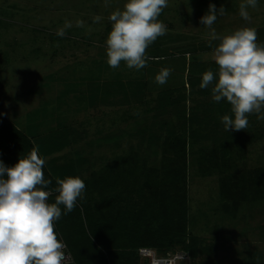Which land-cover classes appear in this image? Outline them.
I'll use <instances>...</instances> for the list:
<instances>
[{"label": "rangeland", "instance_id": "rangeland-1", "mask_svg": "<svg viewBox=\"0 0 264 264\" xmlns=\"http://www.w3.org/2000/svg\"><path fill=\"white\" fill-rule=\"evenodd\" d=\"M124 3L125 0H0V111L27 133L28 124L38 125L35 120H30L29 115L34 112L33 116L38 120L35 110L51 101L53 121L49 115L46 116L49 121L46 128L55 131L65 122L75 130L70 138L65 133L49 134L48 130L44 133L50 137L44 138L45 144L55 138L61 139L62 145L58 151L43 156L49 170H71L76 172L71 176L87 178L91 170L112 162L115 155L138 151L148 158L152 166L161 158L155 136L162 130L163 119L168 122L165 127V132H168L171 115L158 118L155 112H147V107L142 105L143 98L133 94L137 90L133 81L150 76L151 91L181 85L184 81L183 60L172 57L162 64L154 63L156 66L152 70L139 71L128 69L122 62L119 68H113V74H107L108 69L111 70L106 56V37L111 29L108 16L115 9H122ZM210 3L217 9L221 6L226 9L225 15L219 17L214 25L218 33L226 34L246 25L256 29L264 27V0H259L255 9H249L251 19L248 21L239 15L241 0H169L168 7L159 17L167 25V33L148 47L147 54L172 53L180 45L208 42V29L200 24V18L206 14ZM96 15L102 17L99 23L93 21ZM65 20L72 21L73 27L66 31L64 39H58L57 29ZM77 20H82L84 26L76 27ZM211 53L215 56L214 52ZM162 67L172 69L168 82L163 86L154 80ZM87 72L91 78L98 79L84 82L85 88H91L92 103L95 104L97 97L106 102L84 110L75 109L74 115L69 117L62 111L73 108L77 102L71 100L74 97L71 93L60 100L63 108H53L58 104L59 99L56 98L59 93L68 88L74 76L84 77ZM98 83L102 90L96 87ZM189 93L187 86L186 95ZM84 96L90 97L88 93ZM214 102L212 94L197 97L187 102V112L191 107L203 114L207 105ZM148 106L153 107L154 103ZM57 110L63 114L61 120H55ZM212 119L222 124L220 116L214 115ZM42 130L37 129V134L42 135ZM249 148L247 157L239 162V166L263 167L264 136L254 140ZM198 167L199 164L194 162L189 171V227L192 234L210 246V250L193 259L192 264H264V203L242 208L238 218L234 219L221 209L218 176L203 177ZM106 187L104 198L112 191L109 183L104 184L103 188ZM115 192L120 194L116 195L121 201L120 212H123L118 230L128 239H135L138 245L145 244L144 239L134 237V234L143 235L147 231L136 227L131 202H123L128 194L123 182L116 186ZM94 206L97 208L99 205ZM159 227L155 222L152 229ZM174 250L183 251L181 245H176Z\"/></svg>", "mask_w": 264, "mask_h": 264}, {"label": "trees", "instance_id": "trees-1", "mask_svg": "<svg viewBox=\"0 0 264 264\" xmlns=\"http://www.w3.org/2000/svg\"><path fill=\"white\" fill-rule=\"evenodd\" d=\"M256 30L258 42L264 43V27ZM217 44L218 42H213L210 47L208 42L200 45L190 43L175 47L172 53L147 54L152 59L145 70H152L156 66H153L154 63L162 64L168 58L180 57L183 60L184 81L181 85L151 91L150 76L133 81L137 84L135 85L137 90L132 92L143 98L142 105L147 107L146 111L155 112L158 118L170 114L171 128L165 132L168 122L163 119L162 130L158 136H155L159 143L161 158L154 166L149 164L145 155L132 151L129 154L115 155L112 162L91 170L89 176L83 178L86 184L83 199L78 201L77 207L72 212L62 215L54 224L58 238L67 243L77 264H141L138 254L140 247L153 248L160 254H166L174 250L176 245H181L192 260L208 252L210 246L203 243L197 235L192 234L189 227V171L190 165L194 162L199 164L201 176H218L222 198L221 209L234 219L238 218L242 208L247 209L264 203V166H239V162H243L247 157L250 144L256 139L263 138L264 120L260 123V119H257L255 114H251L248 117L247 129L225 131L220 122L211 119L214 115L221 118L225 114L232 115L231 105L226 99L207 105L208 107L202 111L203 114L195 112L191 107L187 112L189 100L212 94L211 86L201 89L199 84L205 71L209 69L213 72L218 71L215 56L211 53L214 52ZM113 73V68L108 69L107 74ZM86 74L87 76L84 77L74 76V81L68 85V88L59 93L56 98L59 99L58 104L53 108H63L60 100L71 93L74 95L71 100L77 102H74L73 108L68 107L62 111L69 117L74 115L75 109L84 110L106 102L102 97L99 99L97 97L95 104L92 103L91 88H85L84 82L98 79L91 78L89 72ZM130 83L129 81V87ZM187 86L190 88L188 95H186ZM96 87L102 90L100 83ZM84 93H88L90 97L84 96ZM151 102L154 103L153 107L148 106ZM51 104L53 105L51 101L46 102L44 106L35 110L38 120L33 116L34 112L29 115L30 120H35L38 125L28 124L27 133L0 111V160H3L7 166L14 165L20 156H27L33 149H38V154L42 157L55 150L58 151L62 146L61 139L54 138L53 141L45 144L44 138L49 136L44 133L48 131L49 134L65 133L64 135L70 138L75 132L73 126L65 122L55 131L46 128L49 124L46 116L49 115V119L53 121V115L50 113ZM61 117L63 114L61 115L57 110L55 120H61ZM37 129H44L43 134H37ZM43 171L45 177L52 180L50 186L52 189L56 187L57 178L76 174L71 170L68 172L49 170L47 165L44 166ZM122 182L124 189H128L123 202H131L136 227L147 231L143 235L134 234L135 238L144 239L143 245H138L139 243L134 242L135 239L130 240L126 235L123 236L118 230L120 227L118 222L123 219V212H120L121 201L117 200L116 195L120 194L116 193L115 189ZM106 183H109L112 191L109 192L111 195L107 194V198H104L107 187L104 189L103 186ZM57 194L53 190L49 201L54 202ZM95 204L99 206L96 208ZM155 222L160 226L156 230L152 229Z\"/></svg>", "mask_w": 264, "mask_h": 264}, {"label": "clouds", "instance_id": "clouds-1", "mask_svg": "<svg viewBox=\"0 0 264 264\" xmlns=\"http://www.w3.org/2000/svg\"><path fill=\"white\" fill-rule=\"evenodd\" d=\"M169 0H125L123 8L110 13L111 29L106 37L107 64L119 68L123 62L128 69L139 71L152 59L148 47L167 33V25L159 19ZM259 0H241L240 17L251 19L249 9ZM226 9L210 3L200 24L208 29L207 39L214 48L218 71L209 69L202 74L199 87L211 86L215 102L225 100L231 105L232 115L221 121L225 131L245 130L249 115L264 120V43L258 42L255 27L242 26L229 33H218L214 27ZM102 17L94 16V23ZM76 27L84 22L77 20ZM73 27L65 20L56 35L64 37ZM163 59V58H162ZM172 69L162 67L155 75L158 85H165ZM46 158L33 149L12 166L0 160V264H67V245L58 238L54 224L62 215L72 212L83 199L86 184L81 176H67L52 180L45 177ZM58 193L49 201L52 191ZM259 264V262H258Z\"/></svg>", "mask_w": 264, "mask_h": 264}, {"label": "built area", "instance_id": "built-area-1", "mask_svg": "<svg viewBox=\"0 0 264 264\" xmlns=\"http://www.w3.org/2000/svg\"><path fill=\"white\" fill-rule=\"evenodd\" d=\"M64 241V240H63ZM65 242V241H64ZM67 245V243L65 242ZM67 264H77L74 255L67 245ZM138 254L146 264H192V258L186 251L172 250L166 254H160L149 247H140Z\"/></svg>", "mask_w": 264, "mask_h": 264}, {"label": "crops", "instance_id": "crops-1", "mask_svg": "<svg viewBox=\"0 0 264 264\" xmlns=\"http://www.w3.org/2000/svg\"><path fill=\"white\" fill-rule=\"evenodd\" d=\"M142 261V260H141ZM143 262V263H142ZM141 264H146L144 261H142Z\"/></svg>", "mask_w": 264, "mask_h": 264}]
</instances>
